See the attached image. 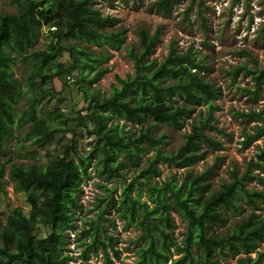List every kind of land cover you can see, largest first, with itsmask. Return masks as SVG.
Returning a JSON list of instances; mask_svg holds the SVG:
<instances>
[{
    "label": "trees",
    "instance_id": "trees-1",
    "mask_svg": "<svg viewBox=\"0 0 264 264\" xmlns=\"http://www.w3.org/2000/svg\"><path fill=\"white\" fill-rule=\"evenodd\" d=\"M174 2L159 0L154 5L168 11ZM11 3L16 12H0V155L6 154L9 143L16 139V129L25 123L30 138L42 141L58 131L71 133L72 138L63 144L61 153L42 165L14 162L7 168V160L0 163V191L5 189L8 175L30 205L28 212L13 208L5 223H0V264H84L100 251L112 264L120 251L108 227L115 226V221L105 216L111 202L118 218L139 231L132 264H222L220 256L226 253L242 254L243 264H264V250L259 249L264 242V216L258 212L264 204V142L256 145L242 170L234 166L230 179L217 187L208 181L212 167L195 175L188 172L181 180L176 175L161 177L159 163L191 166L205 157L204 149L224 147L207 131L224 134L211 123L221 90L206 78L204 57L192 47L182 50L172 42L159 61L153 55L162 27L153 33L141 28L139 48H127L133 74L116 76L110 92L103 94L91 86L106 71L100 68L105 44L120 47L125 41L122 29L105 31L117 23V17L104 15L93 6V0ZM43 26L49 31L45 48L31 50ZM92 44L101 51L93 53ZM65 55L67 62L62 61ZM25 60L32 63L26 79L28 97L18 114L22 91L14 69ZM75 70L81 73L76 84L84 105L71 113L56 108L40 117L41 105L53 95L48 86ZM241 72L251 78L252 87L240 85L237 89L258 100L263 94L264 68L257 62L235 66L230 71L233 83ZM202 106L205 115L201 109L192 118L196 107ZM237 115L257 122L253 132H244L243 146L264 136V107ZM191 118L181 146L176 151L165 150V136L154 134L156 123L181 129ZM147 119L152 123L145 126ZM129 122L138 125V133L125 128ZM82 132L96 138L86 153L80 152L73 138ZM91 165L104 179L126 181L122 169L128 167L137 173L120 186L119 193L117 184L112 188L102 185L108 194L101 196V211L85 222L86 228L78 236L83 261L77 263L73 250L66 246L70 242L65 231L76 229L75 213L82 209L78 195ZM176 215L186 225L181 239L175 234ZM42 228L50 230L40 234Z\"/></svg>",
    "mask_w": 264,
    "mask_h": 264
},
{
    "label": "rangeland",
    "instance_id": "rangeland-1",
    "mask_svg": "<svg viewBox=\"0 0 264 264\" xmlns=\"http://www.w3.org/2000/svg\"><path fill=\"white\" fill-rule=\"evenodd\" d=\"M157 1L159 0H93V6L104 15L110 14L118 18L117 23L113 27H106L105 31L111 32L122 29L125 41L120 47L105 44L103 48L105 56L100 68H105L106 71L99 76L91 88L108 94L111 85L116 82V76L124 78L133 74V61L127 53V48L130 46L139 48L138 32L141 28L153 33L157 27H162L160 39L153 55L159 61L166 56L172 42H175L182 50L192 47L200 56L204 57L206 78L214 82L221 90V97L216 101L219 107L214 110L211 123L224 130V134L214 129H207V131L212 137L221 140L224 147L222 150L213 151L204 149L206 151L205 157L191 166L177 167L165 163H159L158 166L162 170V178L176 175L180 180L188 172L195 175L212 167L213 171L210 173L208 181L212 187H217L221 182L230 179V172L234 166H238L242 170L256 152V145L264 142L263 136L251 144L243 146L244 132H253L257 122L237 115V112L258 111L264 107V86L262 96L258 100H253L237 89L240 85L252 87L251 78L241 72L233 83L230 74L235 66L242 64L253 66L257 62L259 67L264 68V0H175L168 11L158 9L154 5ZM0 12H16V7L11 3V0H0ZM203 18L206 25L203 23ZM48 33L49 31L45 26L41 27L31 50L44 49L48 41ZM91 50L93 53L101 51L95 44L91 45ZM62 61L67 62L68 56L65 55ZM31 66L32 63L25 60L21 61L14 69V75L18 79L22 91L16 105L18 114L26 106L28 97L26 79ZM80 75V71L75 70L69 77L56 78L53 86H48L53 91V95L41 105L40 117H44L47 111L56 108L71 113L84 105L79 84H76ZM201 109L205 115V106L196 107L192 118ZM67 116L70 118L68 114ZM192 118L186 121L181 129L173 128L165 123H156L154 134L165 136L167 142L164 147L165 150L176 151L181 146L186 133L190 131ZM151 123L152 120L147 119L145 126ZM125 128L132 132L138 133L139 131L138 125L130 122ZM27 129L28 123H25L22 128L16 129V139L9 143L6 154L0 155V163L7 160V168L14 162L26 165L33 163L42 165L56 154L61 153L63 144L72 138L71 133L64 134L58 131L54 136L41 141L27 137L25 134ZM73 138H75L74 143L81 153H86L96 142L95 137L85 132L79 133ZM217 158L220 160L217 161ZM122 171H126V181L136 176L137 173L131 167L122 169ZM89 172L90 176L83 181L82 191L78 195L82 209L75 213L76 229L65 231L68 232L67 238L70 242L66 246L73 250L71 254L77 258V263L83 261L80 257L82 247L78 236L86 228L85 222L95 218L101 211L103 206L100 202L101 196L108 194L102 185L105 184L112 188L117 184L119 193L120 186L126 182L117 177L104 179L98 174L94 165H91ZM4 187L5 189L0 191L1 224L5 223L6 216L15 207H21L25 212L30 210L25 194L15 190L14 181L8 175ZM118 193L115 195L118 196ZM108 207L105 216L115 221V226L108 224V227L116 236V248L120 251L119 257L112 256V264H132L136 258L137 249L134 238L139 231L132 225H126L118 218L113 202L109 203ZM258 212L264 216V204ZM234 219L235 217L231 215V221ZM176 226L175 234L181 239L186 225L178 215H176ZM49 230L42 228L38 232L45 234ZM259 249L264 250V242L260 243ZM255 255L256 253H253L252 257ZM242 257V254L226 253L220 256V261L222 264H243L240 260ZM84 264L109 263L100 251L98 255L91 254Z\"/></svg>",
    "mask_w": 264,
    "mask_h": 264
}]
</instances>
